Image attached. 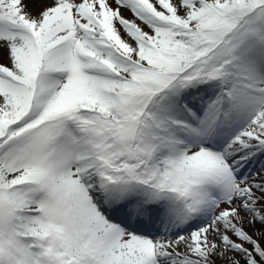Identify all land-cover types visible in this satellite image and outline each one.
Wrapping results in <instances>:
<instances>
[{
    "label": "snow or ice",
    "instance_id": "1",
    "mask_svg": "<svg viewBox=\"0 0 264 264\" xmlns=\"http://www.w3.org/2000/svg\"><path fill=\"white\" fill-rule=\"evenodd\" d=\"M0 264H264V0H0Z\"/></svg>",
    "mask_w": 264,
    "mask_h": 264
},
{
    "label": "rangeland",
    "instance_id": "2",
    "mask_svg": "<svg viewBox=\"0 0 264 264\" xmlns=\"http://www.w3.org/2000/svg\"><path fill=\"white\" fill-rule=\"evenodd\" d=\"M33 11H35V10L33 9ZM124 14H125L126 16H129V17L131 18V14L128 13L127 11H125ZM5 63H6V61H5ZM249 230L251 231V228H250Z\"/></svg>",
    "mask_w": 264,
    "mask_h": 264
}]
</instances>
